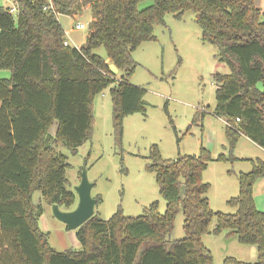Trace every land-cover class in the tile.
I'll list each match as a JSON object with an SVG mask.
<instances>
[{
    "label": "trees",
    "instance_id": "trees-1",
    "mask_svg": "<svg viewBox=\"0 0 264 264\" xmlns=\"http://www.w3.org/2000/svg\"><path fill=\"white\" fill-rule=\"evenodd\" d=\"M145 1L152 4L139 10ZM43 4L16 0L14 15L0 7V70L10 72L0 79V264H212L202 237L225 231L242 245L256 246L254 264H264V213L253 198L254 183L264 178L260 160L237 175L238 195L227 201L236 212L222 214L210 208L202 179L213 160L209 152L201 147L196 156L164 160L154 145L147 170L165 211L159 213L155 202L136 218L120 209L106 221L94 213L77 229L79 251L48 245L38 228L42 208L33 202L39 192L49 206L75 207L76 196L66 188L69 165L57 148L75 154L91 138L96 95L109 89L117 145L123 120L145 115V91L128 83L135 68L131 54L155 41L154 27L164 25L166 14L181 19L193 12L202 41L218 48V61L229 69L214 76L213 114L225 121L230 153L241 136L264 150V10L256 0H53L55 13ZM85 7L91 12L88 36L78 48L64 46L58 14L76 18ZM100 47L105 59L94 54ZM110 64L123 74L120 80ZM179 212L185 237L170 240ZM222 264L247 263L225 258Z\"/></svg>",
    "mask_w": 264,
    "mask_h": 264
},
{
    "label": "rangeland",
    "instance_id": "rangeland-1",
    "mask_svg": "<svg viewBox=\"0 0 264 264\" xmlns=\"http://www.w3.org/2000/svg\"><path fill=\"white\" fill-rule=\"evenodd\" d=\"M151 4L150 1L142 2L138 9ZM256 4L264 10V0H256ZM11 6V1L0 0V7ZM76 20L88 25L90 8H83L76 18L58 14L66 41L74 48L84 43L89 30L87 27L76 30ZM153 36L155 41L143 43L132 52L135 68L128 79L130 85L145 91V115L134 114L123 120V134L117 145L109 89L96 95L91 138L75 154L57 148L66 156L69 165L65 172L66 188L76 196L75 188L85 169L88 181L93 184L91 196L100 198L94 210L100 219L108 220L119 209L124 216L136 218L155 202H158V211L162 214L166 202L159 194L155 176L147 170L151 163V148L155 145L162 159L172 160L180 156H196L202 147L213 159L202 174L203 182L209 185L206 197L210 208L217 213L234 214L236 210L229 207L227 201L238 195L237 175L249 172L252 161L264 162V150L241 136L230 153L225 121L213 114L216 104L214 76L229 74V69L218 61V48L202 41L201 29L193 12L184 13L181 19L166 14L164 25L155 26ZM94 54L106 58L103 47L96 49ZM122 76L118 72L114 75L117 81ZM9 77V71L0 70V79ZM257 88L260 90L261 84ZM55 127L50 128V134H54ZM219 155L236 160L217 162L214 159ZM263 191L264 178L257 180L253 188L255 206L262 213ZM33 202L42 208L38 228L47 235L48 245L58 252L79 251L77 230H69L58 221L39 192L33 194ZM183 220L179 212L170 240L185 237ZM215 225L213 219L210 231ZM227 234L225 231L219 236L205 234L202 237L204 246L211 252L212 264H222L225 258L247 264L257 262L256 246L242 245L235 236L230 238Z\"/></svg>",
    "mask_w": 264,
    "mask_h": 264
},
{
    "label": "water",
    "instance_id": "water-1",
    "mask_svg": "<svg viewBox=\"0 0 264 264\" xmlns=\"http://www.w3.org/2000/svg\"><path fill=\"white\" fill-rule=\"evenodd\" d=\"M112 74L118 71L114 65H109ZM93 184L87 179L86 170L83 169L80 175L79 185L75 188L77 202L75 207L69 211L61 210L57 205H52V214L60 222L66 225L69 230H77L93 215L97 200L91 196Z\"/></svg>",
    "mask_w": 264,
    "mask_h": 264
},
{
    "label": "built area",
    "instance_id": "built-area-1",
    "mask_svg": "<svg viewBox=\"0 0 264 264\" xmlns=\"http://www.w3.org/2000/svg\"><path fill=\"white\" fill-rule=\"evenodd\" d=\"M5 1H11L13 3V6H11L9 9V12L11 14H16L17 13V8H16V0H5ZM44 4H43V10L44 11H52L55 13L54 9H53V0H43ZM89 29V24L88 25H84L82 23H79V21L76 20L75 24H74V28L76 30H83L85 28ZM64 46H68V41H65Z\"/></svg>",
    "mask_w": 264,
    "mask_h": 264
},
{
    "label": "crops",
    "instance_id": "crops-1",
    "mask_svg": "<svg viewBox=\"0 0 264 264\" xmlns=\"http://www.w3.org/2000/svg\"><path fill=\"white\" fill-rule=\"evenodd\" d=\"M65 35H66V33H65ZM76 48H78V47H76ZM108 61V60H107ZM246 138V137H245ZM254 188V187H253ZM260 209V208H259Z\"/></svg>",
    "mask_w": 264,
    "mask_h": 264
}]
</instances>
